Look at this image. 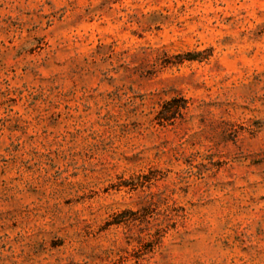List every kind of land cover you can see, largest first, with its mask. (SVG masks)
<instances>
[{"label":"rangeland","instance_id":"rangeland-1","mask_svg":"<svg viewBox=\"0 0 264 264\" xmlns=\"http://www.w3.org/2000/svg\"><path fill=\"white\" fill-rule=\"evenodd\" d=\"M0 264H264V0H0Z\"/></svg>","mask_w":264,"mask_h":264}]
</instances>
